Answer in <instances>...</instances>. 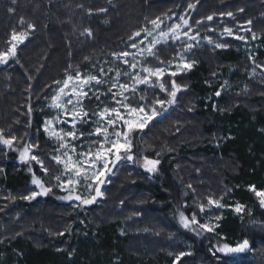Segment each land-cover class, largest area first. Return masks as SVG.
I'll use <instances>...</instances> for the list:
<instances>
[{
  "label": "trees",
  "instance_id": "trees-1",
  "mask_svg": "<svg viewBox=\"0 0 264 264\" xmlns=\"http://www.w3.org/2000/svg\"><path fill=\"white\" fill-rule=\"evenodd\" d=\"M227 12L233 17L221 16ZM209 15L213 21L206 20ZM180 16L189 20L192 34L213 43L187 55L194 62L191 70L164 77L166 85L175 79L186 87L166 114L133 135L135 158L123 159L103 197L82 210V204L60 203L56 190L44 199H21L35 190L33 173L50 187L59 173L51 160L55 148L42 131L51 119L45 107L56 94L54 81L76 70L84 75L98 74L100 67L122 70L112 53L133 52L127 47L132 33L150 28L148 22L157 17L166 31V25L180 23ZM224 27L252 40L251 33L239 31L250 27L257 36L256 53L241 51L240 40L221 38ZM85 29L92 35H82ZM13 30L29 31V37L17 57L0 67V130L5 138H17L12 149L0 144V264H173L181 251L191 253L182 264H264V209L249 190L252 185L264 190V68L256 67L264 66V0H0V51L9 46ZM216 42L229 47L217 49ZM178 50L181 41H169L157 46L154 56L137 61L166 68L178 60ZM141 95L151 100L162 94L152 87L136 92ZM104 105L111 106L110 96L84 101L89 111ZM26 143L39 145L49 175L20 161L15 150ZM145 156L160 161L153 175L141 168ZM208 197L224 207L213 213L212 218L221 217L215 231L198 238L178 224L177 216L184 212L190 218L192 208ZM236 204L245 211L236 213ZM244 239L251 250L238 257L213 254L214 245Z\"/></svg>",
  "mask_w": 264,
  "mask_h": 264
},
{
  "label": "snow or ice",
  "instance_id": "snow-or-ice-1",
  "mask_svg": "<svg viewBox=\"0 0 264 264\" xmlns=\"http://www.w3.org/2000/svg\"><path fill=\"white\" fill-rule=\"evenodd\" d=\"M188 7L192 9L194 5L189 4ZM13 11L12 8H9V12ZM241 11L243 10L241 9ZM99 12L106 13L107 9L101 8ZM224 15L233 17L232 12L221 13V16ZM168 19L171 20L172 17L169 16ZM213 19L212 15L206 17L207 21H213ZM179 20L180 23L166 25L167 30L165 31L162 28V25H165V21L157 17L148 22L152 25L151 29L144 27L132 33L129 36L127 47L136 51L123 50L112 53L113 60L127 66L124 71L100 67L98 74L84 75L79 70H76L74 74L67 73L63 80L54 81L57 89L56 94L51 97V107L57 109L60 115L46 119L42 125V131L47 134L49 139H54L58 142V147L54 149L55 154L51 156V160L58 166L62 165L60 174L53 177L57 182L56 186L68 193L62 199L75 200L82 205H91L97 201V198L103 197L102 186L108 181L117 163L122 159L133 161L135 158L132 154L133 135L138 131L143 132L146 128H149V125L153 124L162 114V111L167 110L165 105L172 106L177 103L178 93L186 86L182 87L175 79H171L170 85H166L163 82L165 77L164 68L141 66L138 70L140 62L137 61V55L146 53L147 56H154L153 49L158 44L167 43L169 38L173 43L181 41L182 50L177 51L178 62L174 65L176 71H170L167 75L174 78L184 70H191L194 62H188L184 59V55L195 46L193 41H196L199 33L192 34L193 30L190 22L184 16H180ZM20 23L24 26L25 22L21 19ZM196 23L202 24L204 21H196ZM246 23L251 25L252 21L249 20ZM26 27L30 31L35 30V25L33 24H27ZM209 31L214 32L215 30L209 28ZM239 31L251 33V39H257L250 27H241ZM82 35L91 36V29H85ZM225 35L244 42H247L249 38L247 35H239L229 27H224L223 32L220 34L221 38ZM28 37L29 31L13 30L9 46L6 50L0 51V64H7L10 60L16 58L18 45L23 44ZM204 39L210 44L213 43L211 37L205 36ZM214 46L217 49L229 47L227 43L221 42H216ZM249 59L255 64L254 57L250 56ZM256 67L264 68L262 65H256ZM113 71L115 75L109 76V73ZM252 71L254 73L255 68ZM141 73L144 74L141 75ZM122 76L126 78V82H121ZM153 77L155 82L152 80ZM100 85L107 86L106 91H101L97 87ZM141 85L158 87L162 95L155 96L151 100H148L143 95L137 98L136 92ZM221 87H224V85ZM90 93L92 94L91 97ZM220 95L221 91L217 90L215 96L219 97ZM102 96H110L111 106L104 105L99 110L92 111L84 107L85 99L94 98L97 102H100ZM28 111L31 112V106H29ZM57 124L67 125L69 130L57 129ZM78 125L80 126L79 128ZM85 126L90 130L87 132L82 131L81 128ZM16 140L17 138L14 136L5 138L3 130H0V144L12 149ZM86 140L89 141L87 145L84 143ZM38 148V144H24L19 150V158L24 163L31 164L35 162V165H38L41 172L47 176L50 170L40 158L37 151ZM159 163V160L149 159L145 156L143 157L142 167L147 172H154ZM3 172L4 169H0V173ZM29 172H32L31 167H29ZM31 183L39 191H31L30 194L22 196L21 199L35 200L37 197L46 196L52 191L50 186H46L42 179L35 176V173H33ZM81 185L89 193V196L86 197L79 194L78 189ZM189 187L191 188V185ZM249 190L258 198L259 207L264 209V190H258L254 185L249 186ZM93 192L94 194H92ZM213 207L222 208L224 205L220 200L208 197L206 203L198 205L199 213H205L206 209L210 212ZM234 210L238 214L243 213L245 207L236 204ZM199 213L194 211L189 218L184 212H180L179 224L184 229L193 231L197 235L201 234V232H214L219 225H214L210 221L201 222L198 219ZM215 219L219 221L221 217L216 216ZM253 223L257 222L253 221ZM250 250L249 240L244 239L235 245H230L229 243L218 244L214 246L213 254L221 253L225 256H232ZM190 254L184 251L179 252L175 256L173 264H182V258Z\"/></svg>",
  "mask_w": 264,
  "mask_h": 264
},
{
  "label": "rangeland",
  "instance_id": "rangeland-1",
  "mask_svg": "<svg viewBox=\"0 0 264 264\" xmlns=\"http://www.w3.org/2000/svg\"><path fill=\"white\" fill-rule=\"evenodd\" d=\"M152 28V26L149 28V29H151ZM185 30H187V29H185ZM225 38H232V37H228V36H225ZM186 39V38H185ZM234 40H236V39H234ZM169 41H172L170 38H169V40L167 41V43L169 42ZM176 42H178V41H176ZM242 43H241V45H240V49H241V51H243V52H247L248 54H250V55H254L256 52V50H257V45L255 44V42L253 41V40H248L247 42H244V41H241ZM193 43H194V47L189 51V52H187V53H185V55H184V59H186L187 60V55L188 54H190L191 53V51L192 50H195L196 48H198V47H201L202 45H205V44H210V43H208V41L207 40H205L204 39V37L203 36H197V39H196V41H193ZM163 44H166V43H161V44H158L157 46H159V45H163ZM212 44V43H211ZM210 44V45H211ZM22 44H20V45H18V47L19 46H21ZM156 46V47H157ZM17 47V48H18ZM155 47V48H156ZM154 48V49H155ZM154 49H153V51H154ZM136 50L135 49H133V52H135ZM142 57H150V56H147V54L145 53V54H143V55H137V60L138 59H140V58H142ZM11 61V60H10ZM178 62V60H176L175 62H173L169 67H166V68H164V70H165V76L167 75V73L168 72H170V71H176V68H175V64ZM6 64H0V67H2V66H5ZM194 65V64H193ZM126 67L127 66H125V65H123V69L122 70H120V71H124V70H126ZM139 67H141V65L139 64L138 65V70H139ZM193 68V67H192ZM191 68V69H192ZM187 71H189V70H184L182 73H185V72H187ZM264 71V70H263ZM182 73H179L178 75H180V74H182ZM144 73H141V75H143ZM110 75V74H109ZM152 80H153V82H155V78L153 77L152 78ZM121 82H126V78H124L123 76L121 77ZM141 88H152V86H144V85H141L140 86V88L138 89V90H140ZM158 88V87H157ZM137 90V91H138ZM51 105H52V102L51 103H49V104H47L46 105V110L49 112V114H50V117L51 118H53V117H56V116H59L60 115V113L58 112V110L57 109H55V108H53V107H51ZM170 106H168V105H165V108L167 109L166 111H162V113H164V114H166L169 110H168V108H169ZM61 118H63V117H61ZM150 126V125H149ZM56 127H57V129H59V128H63L65 131H68L69 130V126H67V125H60V124H57L56 125ZM80 126L78 125V128H79ZM147 129V128H146ZM145 129V130H146ZM81 130L82 131H89L90 129L87 127V126H85V127H83V128H81ZM144 130V131H145ZM139 132V131H138ZM46 135V137L48 138V136H47V134H45ZM49 139V138H48ZM51 142H52V146L54 147V148H56V147H58V142L56 141V140H54V139H49ZM78 143V142H77ZM85 143V145H87L88 143L87 142H84ZM20 150V149H19ZM19 150L17 149V150H15L16 152H17V154H18V156H19ZM79 150V149H78ZM93 150H95V149H93ZM132 150H133V147H132ZM53 154H55L54 152H52V154H51V156L53 155ZM125 161L127 160V159H124ZM21 161V160H20ZM55 163V162H54ZM33 164H35V162H33ZM56 167H58L59 168V173H58V170H57V175H59L60 174V171H62V165H60V166H58V165H56V164H54ZM142 165H143V162H142ZM142 165H141V168L145 171V172H147L143 167H142ZM158 169V165H157V168H156V170ZM155 172V171H154ZM154 172H147L148 174H150V175H153V173ZM66 178V177H65ZM56 181L54 180V182H53V184H52V186H51V188H52V190H56L58 193H61V195H60V197H58V200H59V202L60 203H75V202H73V201H71V200H65V199H62V197H64V196H66V195H68V193L66 192V191H62V190H60L57 186H56ZM34 185L32 184V187H33ZM35 188V187H34ZM103 189V188H102ZM35 191H37V189L35 188ZM78 192H79V194H82V195H84V196H89V193L84 189V187H83V185H81L80 187H79V189H78ZM92 194H94V192L92 193ZM102 197H100V198H97V200H99V199H101ZM94 205V204H93ZM85 206H87V205H82L81 206V210L84 208ZM193 209V212L195 211V212H197V213H199V208L198 207H193L192 208ZM217 208H215V207H213L212 209H211V211H210V214L212 213V215H210L211 217H209V218H205L206 217V213H208L209 211L206 209V211H205V213H199L198 214V219H200V221L203 219V218H205L204 219V222H206V221H210L211 223H213L214 225L216 224V221H215V219L214 218H212V217H214L213 215V213H215V210H216ZM235 211V210H234ZM177 220H178V224H179V213H178V216H177ZM180 225V224H179ZM181 226V225H180ZM190 231V230H189ZM194 235H196V236H198V238H205L207 235H208V233L207 232H201V234H199V235H197L195 232H193V231H191ZM216 244V243H215ZM214 246H216V245H214ZM219 255H221V256H224V257H226V258H228V256H225V255H223V254H221V253H219Z\"/></svg>",
  "mask_w": 264,
  "mask_h": 264
},
{
  "label": "water",
  "instance_id": "water-1",
  "mask_svg": "<svg viewBox=\"0 0 264 264\" xmlns=\"http://www.w3.org/2000/svg\"><path fill=\"white\" fill-rule=\"evenodd\" d=\"M123 161V159L121 160V161H119L118 163H117V165L113 168V170H112V173L110 174V177L112 176V174H113V172L115 171V169L119 166V164L121 163ZM129 162H132V161H129ZM24 163V162H23ZM109 177V178H110ZM105 185V184H104ZM103 185V186H104ZM103 186H102V188H103ZM34 187L37 189V191H39V189L34 185ZM47 196V195H46ZM46 196H39V197H37L36 199H44V198H46ZM71 201H73V202H75V203H79L78 201H75V200H71ZM93 204H95V202L93 203ZM93 204H91V205H93ZM90 206V205H89Z\"/></svg>",
  "mask_w": 264,
  "mask_h": 264
},
{
  "label": "bare ground",
  "instance_id": "bare-ground-1",
  "mask_svg": "<svg viewBox=\"0 0 264 264\" xmlns=\"http://www.w3.org/2000/svg\"><path fill=\"white\" fill-rule=\"evenodd\" d=\"M35 200H37V199H35ZM35 200H33V201H35ZM250 247H251V245H250ZM246 252H248V251H246ZM246 252H244V253H246ZM244 253L235 254V255H232V256H234V257H238L239 255H242V254H244Z\"/></svg>",
  "mask_w": 264,
  "mask_h": 264
}]
</instances>
